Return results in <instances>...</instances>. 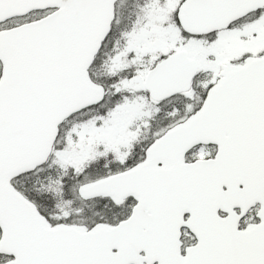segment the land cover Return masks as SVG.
<instances>
[{
    "label": "snow or ice",
    "instance_id": "1",
    "mask_svg": "<svg viewBox=\"0 0 264 264\" xmlns=\"http://www.w3.org/2000/svg\"><path fill=\"white\" fill-rule=\"evenodd\" d=\"M0 264H264V0H0Z\"/></svg>",
    "mask_w": 264,
    "mask_h": 264
}]
</instances>
